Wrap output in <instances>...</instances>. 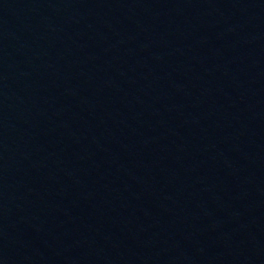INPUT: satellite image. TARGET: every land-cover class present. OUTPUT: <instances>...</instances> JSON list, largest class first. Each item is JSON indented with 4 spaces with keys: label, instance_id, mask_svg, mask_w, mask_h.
I'll return each mask as SVG.
<instances>
[{
    "label": "water",
    "instance_id": "1",
    "mask_svg": "<svg viewBox=\"0 0 264 264\" xmlns=\"http://www.w3.org/2000/svg\"><path fill=\"white\" fill-rule=\"evenodd\" d=\"M0 264H264V0H0Z\"/></svg>",
    "mask_w": 264,
    "mask_h": 264
}]
</instances>
